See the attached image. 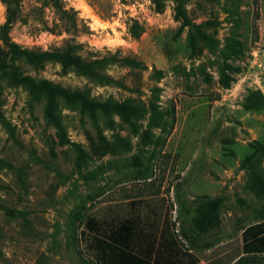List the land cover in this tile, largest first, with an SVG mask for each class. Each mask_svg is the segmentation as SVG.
Wrapping results in <instances>:
<instances>
[{
  "label": "rangeland",
  "instance_id": "obj_1",
  "mask_svg": "<svg viewBox=\"0 0 264 264\" xmlns=\"http://www.w3.org/2000/svg\"><path fill=\"white\" fill-rule=\"evenodd\" d=\"M20 1L13 41L43 50L78 44L84 59L105 63L110 80L54 62L40 70L22 63L25 73L86 89L97 100L132 99L144 113L133 124L99 114L96 124L58 99V128L46 120V98L37 103L26 86L1 78L9 128L0 122V264H99L88 244L89 217L104 231L130 221L136 248L150 233L155 244L164 239L195 254L197 264L239 244L242 229L264 218V194L249 187L242 165L251 143L264 141V103L250 99L264 97V0H184L206 35L194 47L172 0L160 9L152 0H62L76 10L69 30L50 7L38 11L37 0ZM150 101L173 118L158 146L141 141ZM252 166L264 179V153ZM209 198H221L220 221L196 237V208Z\"/></svg>",
  "mask_w": 264,
  "mask_h": 264
},
{
  "label": "trees",
  "instance_id": "obj_2",
  "mask_svg": "<svg viewBox=\"0 0 264 264\" xmlns=\"http://www.w3.org/2000/svg\"><path fill=\"white\" fill-rule=\"evenodd\" d=\"M5 6V19L0 23V80L5 78L9 84L24 85L28 89L32 100L39 103L46 98L45 117L55 127L61 125L55 114V106L58 99L67 103L75 104L82 113H86L97 124L99 114L108 117L110 114L119 116L123 121L133 124L135 119L140 118L144 113V107L134 102L132 99L123 100H97L89 96L86 89L69 88L53 83L47 79H38L27 74L22 69V63L29 65L35 70L43 69L48 62L59 63L63 70H73L89 78L105 82L110 80L101 69L104 62L100 59H84L78 52V44L67 43L65 46L51 50L33 49L22 46L13 41L9 35V30L13 23L19 18L21 11L20 0H0ZM40 2L41 11L43 7H50L57 19L61 22L65 30L74 29L77 24L76 10L67 7L62 0H37ZM157 9L161 8L163 0H152ZM175 3V15L181 21L182 27H187V42L194 47L199 39L206 35L200 30L203 24L192 22L184 7V0H172ZM41 20V19H40ZM43 28L54 32L53 27H49L44 21ZM209 24L204 23V26ZM132 34L137 35L136 29H132ZM230 50H235L231 49ZM227 83V82H226ZM225 83V84H226ZM2 85L0 82V94ZM252 104L264 103L261 93H251ZM2 100L0 98V122L9 128L8 123L2 117ZM149 116L146 128L144 129L141 141L147 144L161 145L164 142L162 133L169 132L172 128L173 118L169 117L170 112L161 109L158 103L150 101L148 103ZM172 112V111H171ZM153 129H158L159 133H153ZM155 134V135H154ZM127 144L126 139L120 140ZM253 150L247 154L242 165L249 171V187L257 193L264 194V179L253 168L257 155L264 153V141H254L251 143ZM221 198H209L200 200L196 214L193 219L194 234L201 237L209 229L219 224V206ZM9 214V210L6 209ZM80 213H78L79 217ZM86 224L92 227L88 244L92 249L99 264H197L199 257L188 251H181L176 246L164 239L156 244L151 234L147 235L146 244L135 247L136 231L135 226L130 221L121 222L109 231H104L98 226L92 217L86 220ZM173 242V241H172ZM209 244L205 248H209ZM193 254V255H192ZM184 256V257H183ZM264 257V218L245 226L241 232V241L228 250L210 251L205 264H258L259 258ZM83 264H90L84 262Z\"/></svg>",
  "mask_w": 264,
  "mask_h": 264
}]
</instances>
